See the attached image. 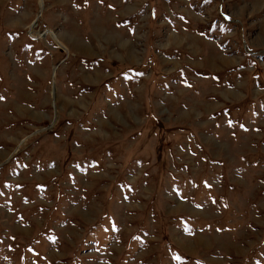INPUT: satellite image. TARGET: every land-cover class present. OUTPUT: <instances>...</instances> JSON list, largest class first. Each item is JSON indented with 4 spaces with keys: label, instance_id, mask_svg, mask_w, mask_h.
I'll list each match as a JSON object with an SVG mask.
<instances>
[{
    "label": "rangeland",
    "instance_id": "374dc122",
    "mask_svg": "<svg viewBox=\"0 0 264 264\" xmlns=\"http://www.w3.org/2000/svg\"><path fill=\"white\" fill-rule=\"evenodd\" d=\"M0 264H264V0H0Z\"/></svg>",
    "mask_w": 264,
    "mask_h": 264
},
{
    "label": "water",
    "instance_id": "95a60500",
    "mask_svg": "<svg viewBox=\"0 0 264 264\" xmlns=\"http://www.w3.org/2000/svg\"><path fill=\"white\" fill-rule=\"evenodd\" d=\"M51 36H53V35H51ZM54 37V36H53ZM53 75H54V73H53Z\"/></svg>",
    "mask_w": 264,
    "mask_h": 264
},
{
    "label": "bare ground",
    "instance_id": "6f19581e",
    "mask_svg": "<svg viewBox=\"0 0 264 264\" xmlns=\"http://www.w3.org/2000/svg\"><path fill=\"white\" fill-rule=\"evenodd\" d=\"M53 37V36H52ZM55 37V36H54ZM62 46V45H61Z\"/></svg>",
    "mask_w": 264,
    "mask_h": 264
}]
</instances>
